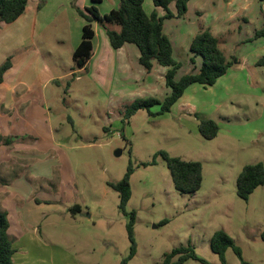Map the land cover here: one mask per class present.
<instances>
[{"label":"rangeland","instance_id":"374dc122","mask_svg":"<svg viewBox=\"0 0 264 264\" xmlns=\"http://www.w3.org/2000/svg\"><path fill=\"white\" fill-rule=\"evenodd\" d=\"M112 4L111 0H30L32 17L40 11L35 18V44L22 51L0 47V60L11 57L12 62H27L23 57L31 54L30 62H37L36 72L24 75L40 77L35 80L38 93L40 80L48 81L44 89L46 104L39 101L22 120L33 131L21 139L49 142L45 133L49 116L56 131L55 141L68 158L62 154L54 169L62 170L68 161L74 174L63 190H56L54 181L38 180L39 188L46 184L54 189L41 194L50 200L46 206L49 216L41 224L46 253L40 258L31 253L29 262L122 264L131 253L127 226L135 211L137 252L127 264H162L167 253L190 246L207 263L190 258L182 264H223L211 246L218 230L234 239L245 261L264 264V185L248 200L238 196L236 187L245 165L264 163V65L251 64L250 69L239 71V76L233 65L224 76V86L196 85L197 98L185 95L167 113L151 114L140 109L126 118L136 99H163L165 77L162 79L156 72V82H151L148 71L143 73L132 59L119 65L114 58L109 63L97 58L82 69L73 59L86 23L78 8L99 5L109 11ZM144 9L150 13L157 6L153 0H145ZM193 17L190 14L184 21L188 23ZM106 26L120 29L113 23ZM176 56L183 63L179 75L188 73L192 66L188 54L182 49ZM253 59L251 56L247 62ZM126 68L131 69L136 80L125 76ZM159 110V105L151 109L153 113ZM196 112L219 124L216 138L206 139L200 133ZM35 113L43 116L44 122H31ZM162 150L202 163L203 181L198 192L183 194L175 188L162 155L153 163ZM130 166L134 169L132 197L122 210L120 194L108 182L122 180ZM76 205L82 209L77 210ZM226 261L243 264L233 248L226 251Z\"/></svg>","mask_w":264,"mask_h":264},{"label":"crops","instance_id":"0c3cea01","mask_svg":"<svg viewBox=\"0 0 264 264\" xmlns=\"http://www.w3.org/2000/svg\"><path fill=\"white\" fill-rule=\"evenodd\" d=\"M102 1L107 2V0ZM111 1L113 4L109 11H103L102 6L96 5L101 14L117 8L121 0ZM170 8L173 12L177 11L175 3H172ZM29 9L30 6L21 17L12 23L0 22V47L22 51V49L26 50L35 44L37 33L35 18L40 11L32 17L34 13H29ZM155 10L160 16L165 14V10L161 7H157ZM190 14H194L195 17L189 19L187 23L184 19ZM185 17L166 19L164 23V31L172 40L176 58V52L183 49L190 60L192 57L190 44L202 28H209L212 31L229 59L237 57L240 60V63L234 65L235 74L238 76L239 71L244 72L246 67L250 69L251 64L254 65L264 56V37L254 38L256 31L264 26V1L262 0H191ZM93 28L96 35L93 39L94 54L90 60L98 58V60L102 59L103 62L109 63L114 58V63L119 61L120 65L128 63L132 59L137 63L139 70L143 73L146 71L139 63L140 51L136 45L128 43L120 49H114L110 44L106 30L102 29L98 22L93 23ZM81 40L76 43V48ZM97 40L98 42H96ZM102 49L104 50L103 54H101ZM251 56H254V59L249 64L247 61ZM5 58L0 60V65ZM23 60L27 62H14L13 60V66L7 71L4 82L0 84V138H12L11 144L0 142V210L8 212L9 233L16 249L14 264H35L29 262L33 258L31 253H34L36 258H40L46 253L44 249L47 247L45 237L42 235L41 224L49 216L47 212L50 209L46 206L50 200L42 198L41 194L54 189L52 186L47 188L46 184L39 188L38 180L42 183L54 181L56 190H63L67 186L66 181H71L74 174L66 160H64L66 164L63 163L62 170L54 169L62 154L66 159L68 158L62 146L55 141L56 131H54L49 116V123L45 128L49 142L23 141L21 139L22 135L33 131L30 127H25L22 120L27 119L32 113L31 109L34 108V105H38L39 101L46 104V90L44 89L48 84V81L40 80L39 89L41 92L38 93L35 80L40 77L24 75V73L36 72L37 62H30V53L24 55ZM201 64V58L198 57L196 66L199 68ZM125 66L130 67L129 64ZM234 66L229 69L228 73ZM192 68L193 65L190 66V71ZM156 72H159L160 77L164 79L167 68L155 62L153 69L148 72V80L155 83ZM124 74L125 76L128 74L127 77L136 80L130 68H126ZM224 84L223 76L214 87L224 86ZM196 85L201 84L191 85L180 100L183 101L185 95L188 99L197 98L198 86ZM204 88L206 87L204 86ZM169 93L170 89L166 87L163 98ZM196 114L199 113L196 112L195 116ZM38 115V113L31 115L30 121L44 122L43 116ZM58 132H61V128L58 129L57 134ZM39 192L40 195H36Z\"/></svg>","mask_w":264,"mask_h":264},{"label":"trees","instance_id":"16d2710c","mask_svg":"<svg viewBox=\"0 0 264 264\" xmlns=\"http://www.w3.org/2000/svg\"><path fill=\"white\" fill-rule=\"evenodd\" d=\"M98 1V0H94ZM145 0H121L117 8L110 12L101 14L99 9L93 5L86 9L78 8V12L85 19L83 26L82 40L74 51L73 59L76 67L85 68L94 54L93 39L96 35L93 22L98 21L106 28L110 44L114 49H120L130 43L138 47L140 51L139 63L146 71L150 72L154 63L166 67L165 82L170 93L165 98L158 99L138 98L127 110L125 117L129 118L140 109H147L151 114H164L171 111L172 107L183 97L185 91L193 84H201L205 87L214 86L217 81L225 76L229 69L240 63L237 57L229 59L222 48L219 40L213 35L209 28H202L192 39L190 52L192 57L190 63L193 68L188 73L178 75L182 63L175 57L173 43L169 35L164 31L166 19L185 17L188 12V5L191 0H153L155 6L162 7L165 14L160 16L154 10L148 14L144 9ZM264 1V0H262ZM30 0H0V22L12 23L21 17L29 5ZM172 3L176 4V12L170 8ZM106 23H113L120 27L119 30L107 28ZM264 37V26L256 31L255 39ZM201 58V66H196L197 58ZM257 65H264V56L257 61ZM13 66L11 57H8L0 65V84L4 82L7 71ZM160 106L157 113L151 109ZM199 131L206 139H214L220 131L219 124L214 119L201 117ZM12 138H0V142L11 144ZM162 155L171 171L175 188L183 194H194L202 187L203 165L199 161H186L180 157L171 156L167 151H159L156 157ZM133 167L130 166L127 173L120 181H110L108 185L119 192L120 208L126 209L132 197L131 175ZM264 185V163L258 162L245 165L237 178V194L240 198L248 200L250 195L259 187ZM81 210L80 205H76ZM136 212L132 213L131 221L128 224V233L132 242L130 255L122 261L127 264L137 252V245L134 236V224ZM167 222V220L165 221ZM10 222L8 212L0 210V264H14L16 249L9 233ZM264 240V231L261 234ZM212 249L219 254L223 264H227L226 251L233 248L239 255L243 264H251L242 257L241 248L236 245L234 239L224 230L214 233L211 241ZM190 258L204 259L198 257L193 247L174 249L167 253L162 264H182Z\"/></svg>","mask_w":264,"mask_h":264}]
</instances>
